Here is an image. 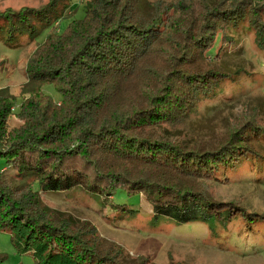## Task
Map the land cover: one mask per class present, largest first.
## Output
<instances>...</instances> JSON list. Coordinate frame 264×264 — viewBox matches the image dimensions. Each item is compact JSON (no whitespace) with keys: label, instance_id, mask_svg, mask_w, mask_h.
Masks as SVG:
<instances>
[{"label":"trees","instance_id":"16d2710c","mask_svg":"<svg viewBox=\"0 0 264 264\" xmlns=\"http://www.w3.org/2000/svg\"><path fill=\"white\" fill-rule=\"evenodd\" d=\"M191 1L180 4L187 11L171 20L154 4L144 15L136 0H87L82 17L62 31L58 22L70 0L0 12V39L7 44L47 30L25 63L26 96L13 107L14 98L0 90V157L17 175L15 180L0 175V231L9 232L18 254H31L34 264H149L122 247H101L92 227L39 200V190L75 186L99 195L103 206L117 193L141 194L155 217L199 222L212 234L233 218L246 227H264L261 216L215 199L209 188L211 182L229 181L242 164L262 168L264 125L243 121L217 144L203 146H185L180 136L170 142L165 131L237 70L174 67L162 85L146 96L142 92L144 98L121 94L122 79L138 69L153 38H182L181 58L191 63L213 55L220 41L234 43L245 30L264 48V0ZM46 83L60 91L58 101L41 90ZM9 115L20 123L8 128Z\"/></svg>","mask_w":264,"mask_h":264},{"label":"rangeland","instance_id":"374dc122","mask_svg":"<svg viewBox=\"0 0 264 264\" xmlns=\"http://www.w3.org/2000/svg\"><path fill=\"white\" fill-rule=\"evenodd\" d=\"M48 1L0 0V12L7 8L40 7ZM86 1L70 0L58 22L57 31H62L71 19L82 17ZM215 1L202 0L199 4L210 5ZM187 2L136 0L144 15L150 14L154 4L163 8L171 20L187 11L179 8L180 4ZM46 31L39 28L35 38H15L9 44L0 39V90L14 98L13 107H17L20 99L26 96L25 63ZM253 35L245 30L234 43H229L232 38L220 41L213 55L191 57L192 63L181 58L186 53L182 51V38H153L145 47L138 69H133L122 79L121 94L124 92L123 96L135 99L144 98L142 92L146 96L154 86L162 85L171 74L168 71L174 67L195 68L197 65L199 70L211 67L237 70L235 76L232 74L231 78L217 82L219 89L210 97L198 100L193 108L195 111L166 126L169 141L175 142L182 137L188 143H184L185 146L217 144L216 140L238 123L251 120L264 125V48L256 45ZM41 90L53 101L60 98V91L52 83L43 84ZM19 123L14 115L8 116V128ZM152 129L156 134L160 132L157 126ZM261 153L264 157V148H261ZM1 167L0 175L8 176L10 180L17 179V175L7 169L8 163L3 157H0ZM32 186L37 190L36 182ZM209 188L215 199L237 202L246 210L253 211L254 217L261 216L264 223V165L255 171L242 164L229 181L211 182ZM38 193L45 206L68 214L77 224L92 227L101 238V247L111 244L122 247L129 257H145L149 264H264V227L256 224L246 227L238 218L231 219L224 228L212 234L205 224L199 222L176 224L155 217L151 204L141 194L126 196L117 193L110 203L103 206L99 195L78 186L67 190H39ZM113 203L123 204L126 209L114 207ZM0 264H34V259L28 253L18 254L12 246L9 232L1 230Z\"/></svg>","mask_w":264,"mask_h":264}]
</instances>
